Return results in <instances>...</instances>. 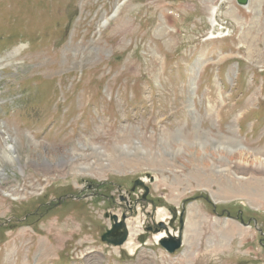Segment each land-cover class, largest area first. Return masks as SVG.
<instances>
[{
    "label": "rangeland",
    "instance_id": "374dc122",
    "mask_svg": "<svg viewBox=\"0 0 264 264\" xmlns=\"http://www.w3.org/2000/svg\"><path fill=\"white\" fill-rule=\"evenodd\" d=\"M226 143L264 159V0H0V264H264Z\"/></svg>",
    "mask_w": 264,
    "mask_h": 264
},
{
    "label": "bare ground",
    "instance_id": "6f19581e",
    "mask_svg": "<svg viewBox=\"0 0 264 264\" xmlns=\"http://www.w3.org/2000/svg\"><path fill=\"white\" fill-rule=\"evenodd\" d=\"M206 120V119H205ZM204 124V123H203ZM208 136V135H207ZM205 137V136H204ZM6 139V138H5ZM213 139V138H212ZM224 139V138H223ZM182 140V139H181ZM228 140V139H227ZM183 142V141H182ZM185 142V141H184ZM203 142V141H202ZM207 142V141H206ZM226 142V141H225ZM180 143V142H179ZM6 153H5V155H4V161H7L8 162V164L10 163L12 166H14L15 165V163L18 161V157L16 156V147L17 146H15L14 144H9L8 145V143L6 142ZM187 145V144H186ZM184 146V145H183ZM195 146V145H194ZM210 146V145H209ZM241 146V145H240ZM200 147H201V149L203 150V149H207V147L206 146H202V145H200ZM196 148V147H195ZM197 149V148H196ZM214 149V148H213ZM3 150V149H2ZM210 150V149H209ZM208 150V151H209ZM221 150H223V151H226V155H228V158H227V160H228V162H229V160L230 161H233L234 159H236V154H238L240 157H241V160H240V166L241 167H236L235 169H234V173H235V175L236 174H238L239 175V177L240 176H242L243 177V175H248V173H250V169H257V170H259V172H261V173H264V159H262V155L261 154H254V153H252L251 151H249L245 146H242V147H238V145H237V147L235 146V144L234 143H226L225 145L224 144H220L219 146H218V149H217V151H220L219 153H220V155H223L222 154V152H221ZM1 151V150H0ZM93 151V150H92ZM96 151V150H95ZM195 151V150H194ZM193 151V152H194ZM214 151V150H213ZM192 152V151H191ZM206 152V151H205ZM214 153H216L217 154V152H214ZM199 154V153H198ZM206 154V153H205ZM250 154H252V157L251 156H249ZM95 155H96V153H95ZM199 155H201V154H199ZM225 155V156H226ZM239 156H238V158H239ZM248 156H249V158H248ZM251 158V161L249 160ZM190 159V158H189ZM196 159V158H195ZM191 160H192V158H191ZM225 161H226V159H225ZM6 164V163H5ZM206 164V163H205ZM217 164V163H216ZM187 165V164H186ZM196 165H198L197 163H196ZM18 166V165H17ZM20 166V165H19ZM208 165L206 164L205 165V167H207ZM219 166H220V164H219ZM186 167H188V165L186 166ZM218 167V166H217ZM20 168V167H19ZM228 168V167H227ZM221 169H223V168H221ZM230 171H232V168H229L228 169V172L230 173ZM0 173H2L3 174V170L2 169H0ZM213 191V190H212ZM223 195H224V193H222ZM5 195H7L8 196V193H6L5 192ZM218 197H220L221 195L219 194V195H217ZM158 215H159V217H160V222L161 223H166L167 222V219L168 218H166V212H164V210L162 209V208H160L159 210H158ZM118 218H119V220H120V216H118ZM136 221H138V218L136 219ZM126 226H127V229H128V231H130V235H129V239H128V242L125 244V247H127V249L129 250V252L133 255L134 254V249H135V244L133 243V236H134V233H133V229H132V222H131V220H127L126 221ZM138 226V225H137ZM166 230V229H165ZM224 233V232H223ZM168 235H173V236H176V234L175 233H173V231H164V232H162V233H159V234H157L156 235V237H155V239H156V241H157V243L160 241V240H162V239H164V238H166ZM24 239H25V237H24ZM22 248V247H21ZM26 248V247H25ZM20 249V248H19Z\"/></svg>",
    "mask_w": 264,
    "mask_h": 264
},
{
    "label": "water",
    "instance_id": "95a60500",
    "mask_svg": "<svg viewBox=\"0 0 264 264\" xmlns=\"http://www.w3.org/2000/svg\"><path fill=\"white\" fill-rule=\"evenodd\" d=\"M250 0H238V3L242 6H247L249 4ZM141 186L145 189L146 194H148V188L145 187V184L142 180H137L135 182L134 188ZM118 218H114V224L112 225L111 229L107 231L102 236V240L104 242H107L109 244H113L114 246H124L129 239V233L126 226V223L124 221L120 222L117 220ZM125 220V218H124ZM120 231V236L117 240H111L110 237L114 233ZM148 231H152L151 228L148 229ZM160 245L164 248L166 252L169 254H174L176 251L180 250L182 248L183 240L181 235H168L166 238L159 241Z\"/></svg>",
    "mask_w": 264,
    "mask_h": 264
},
{
    "label": "flooded vegetation",
    "instance_id": "af4514ba",
    "mask_svg": "<svg viewBox=\"0 0 264 264\" xmlns=\"http://www.w3.org/2000/svg\"><path fill=\"white\" fill-rule=\"evenodd\" d=\"M119 235H120V232H117V233L111 235V239H113V240H117L118 237H119Z\"/></svg>",
    "mask_w": 264,
    "mask_h": 264
}]
</instances>
